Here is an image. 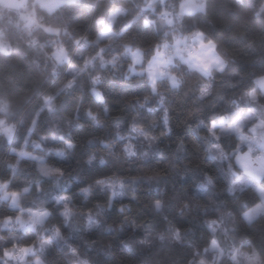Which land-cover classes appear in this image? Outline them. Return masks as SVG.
<instances>
[{
	"label": "clouds",
	"instance_id": "9594fccd",
	"mask_svg": "<svg viewBox=\"0 0 264 264\" xmlns=\"http://www.w3.org/2000/svg\"><path fill=\"white\" fill-rule=\"evenodd\" d=\"M0 264H264V0H0Z\"/></svg>",
	"mask_w": 264,
	"mask_h": 264
},
{
	"label": "rangeland",
	"instance_id": "374dc122",
	"mask_svg": "<svg viewBox=\"0 0 264 264\" xmlns=\"http://www.w3.org/2000/svg\"><path fill=\"white\" fill-rule=\"evenodd\" d=\"M9 2L15 3L17 2V0H9Z\"/></svg>",
	"mask_w": 264,
	"mask_h": 264
}]
</instances>
